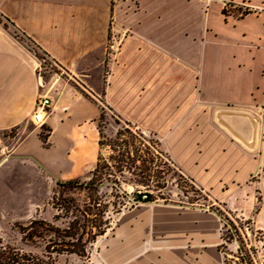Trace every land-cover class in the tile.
<instances>
[{"label": "crops", "instance_id": "crops-1", "mask_svg": "<svg viewBox=\"0 0 264 264\" xmlns=\"http://www.w3.org/2000/svg\"><path fill=\"white\" fill-rule=\"evenodd\" d=\"M161 1L0 0V170L84 177L97 163L98 119L109 108L136 129L131 121L154 137L167 134L164 146L169 141L173 154L165 146L166 152L209 207L228 206L232 195L243 193L250 205L244 218L264 234V124L245 115L264 83L261 92L238 84L254 72L263 77L264 0H188L200 23L182 28L189 40L184 57L174 41L164 42V32L174 34V13L163 12ZM225 1L257 12L227 14ZM213 2L220 27L208 18ZM42 62L53 71H40ZM42 97L51 105L36 126L32 115ZM209 207L124 209L94 244L90 262L223 264L222 216Z\"/></svg>", "mask_w": 264, "mask_h": 264}, {"label": "trees", "instance_id": "trees-1", "mask_svg": "<svg viewBox=\"0 0 264 264\" xmlns=\"http://www.w3.org/2000/svg\"><path fill=\"white\" fill-rule=\"evenodd\" d=\"M105 115L102 108L98 119L100 153L89 176L85 180L57 181L49 203L54 212L52 221L35 218L18 227L21 242L33 251H21L0 239V264H60L61 259L71 257L88 259L94 244L130 203L123 185L134 189L133 203H149L155 200L152 192L160 191L166 179L174 175V164L158 150L154 136L146 137L114 113L110 117L119 127L114 137L104 143L101 123ZM44 130L47 136L49 130ZM46 136L42 135V140L45 141ZM104 148L110 151L106 157L102 154ZM221 223L222 241L225 244L232 240L239 242L236 254L230 259L224 257L223 264H258L256 247L248 246L241 237L244 229L223 216ZM258 234L261 236L262 232L250 229V235ZM263 239L264 236L255 241L263 242Z\"/></svg>", "mask_w": 264, "mask_h": 264}, {"label": "rangeland", "instance_id": "rangeland-1", "mask_svg": "<svg viewBox=\"0 0 264 264\" xmlns=\"http://www.w3.org/2000/svg\"><path fill=\"white\" fill-rule=\"evenodd\" d=\"M196 4V3H195ZM217 3L212 4L209 9V21L211 25L221 26L220 16L218 11H216ZM194 4L188 0H162L161 9L163 12H173L174 13V34L164 32L163 39L164 42H173L174 41V51L180 56L184 57L187 52V46L189 40L182 34V28L192 23V20L200 23L199 11L196 9ZM10 35L16 39V37L10 33ZM23 46L29 51L33 52L36 57L43 59L44 56L28 41L19 37V40ZM42 67H47V71H53L52 68H49L46 62L40 64V71ZM49 71V72H50ZM263 77H260V74L252 73L248 75L245 79L238 81V84L241 85L242 90L257 86L259 88L258 92H261L264 83V72ZM244 93V92H243ZM242 96H245L243 94ZM260 97V96H259ZM106 115L105 120L101 123L102 134L108 142L109 139L114 137V134L117 131L119 126L116 125L112 116V111L105 109ZM246 117L249 120H253L258 123L264 124V89L262 91L261 98L256 101L253 106L245 112ZM123 119V118H122ZM126 121V120H125ZM129 122V121H128ZM132 125H136L138 128L136 130H141L146 137H151V130L145 126L131 121ZM47 132L42 131L43 137L46 136ZM153 139L159 144L158 150H160L166 157L170 156L166 152V148L169 149V154H173L171 149V143L166 142L167 134H156ZM103 156H108L110 151L106 148L102 151ZM171 162L174 164V175L166 179V183L162 186L163 188L158 192H152L154 201L149 202V204H171L181 207H192V206H204L209 207L206 202L208 198L202 189H199L194 183H191L186 176V172L174 161L171 159ZM7 165V163H6ZM93 169V168H92ZM92 169L90 171H92ZM89 176V173L84 177L79 179L85 180ZM180 176V177H179ZM64 176H59L55 172H50L45 174L38 172L37 170L24 171L18 166L10 170V173H6L5 170H0V239L4 244L19 249L24 252L33 251V249L21 242V236L19 234L18 227L21 225H26L32 219H43L48 222L52 221L53 210L50 207V199L52 197V192L56 188L57 181H68L70 179L63 178ZM78 179V178H77ZM124 189L128 192V203L127 208L133 207L141 202L133 203V198L131 193L133 188L130 185H123ZM137 189L143 190L145 188L138 187ZM251 197L254 201L253 213H256L259 206L260 197L256 192L251 193ZM248 198L245 197L243 193L239 196L234 194L229 198V205L220 204L218 206L209 207L210 210L217 211L224 218L229 219L234 222V225L237 227H242L244 229V235H242L243 241L253 248L256 247V262L258 264H264V241L258 242L255 241L257 238H262L258 234L257 236L250 235V229H254L251 219H245L244 213L250 211ZM248 204V205H247ZM126 208V209H127ZM242 208L241 212L239 210ZM222 221V217H221ZM222 227V226H221ZM249 229V230H248ZM221 230V228H220ZM221 233V231H220ZM246 236V238H244ZM264 240V239H263ZM222 243H224L222 241ZM96 246L92 247L89 258L84 260H79L77 258L71 257L68 259H61L60 264H92L90 262L91 256L96 255ZM239 247V242L236 240L228 241L224 243L222 248V256L230 259L233 254H236Z\"/></svg>", "mask_w": 264, "mask_h": 264}, {"label": "built area", "instance_id": "built-area-1", "mask_svg": "<svg viewBox=\"0 0 264 264\" xmlns=\"http://www.w3.org/2000/svg\"><path fill=\"white\" fill-rule=\"evenodd\" d=\"M223 11L228 13H235L239 17L257 12L254 8L250 7L247 3H234L231 1H225L222 3ZM51 100L47 97L39 98L35 104V110L32 115V123L36 126H41L44 122V118L49 111ZM137 197V195H135ZM143 199L145 196L142 197Z\"/></svg>", "mask_w": 264, "mask_h": 264}, {"label": "water", "instance_id": "water-1", "mask_svg": "<svg viewBox=\"0 0 264 264\" xmlns=\"http://www.w3.org/2000/svg\"><path fill=\"white\" fill-rule=\"evenodd\" d=\"M134 198H136V196Z\"/></svg>", "mask_w": 264, "mask_h": 264}]
</instances>
